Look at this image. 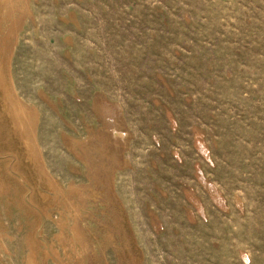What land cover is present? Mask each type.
<instances>
[{"label":"rangeland","instance_id":"rangeland-1","mask_svg":"<svg viewBox=\"0 0 264 264\" xmlns=\"http://www.w3.org/2000/svg\"><path fill=\"white\" fill-rule=\"evenodd\" d=\"M0 171V264H264V0H0Z\"/></svg>","mask_w":264,"mask_h":264},{"label":"bare ground","instance_id":"bare-ground-1","mask_svg":"<svg viewBox=\"0 0 264 264\" xmlns=\"http://www.w3.org/2000/svg\"><path fill=\"white\" fill-rule=\"evenodd\" d=\"M10 90V89H9ZM9 90L6 88V97L5 98H9V99H11V101H5L4 100V102H5V106L4 107H6L5 109H8V112H4L3 114H11V116H12V118H13V120H14V122L16 123V124H18L20 127H21V125H23V121H22V117H23V115H21V113H24V112H22V107L19 105V103L17 102V99H15L10 93L11 92H9ZM11 91V90H10ZM9 92V93H8ZM2 107H3V105H2ZM3 107V108H4ZM4 109V110H5ZM3 110V111H4ZM6 111V110H5ZM2 114V113H1ZM10 115H9V117H11ZM9 117H8V119H9ZM10 120V119H9ZM12 121V120H11ZM25 122V121H24ZM14 123V124H15ZM14 126V125H13ZM30 126V125H29ZM24 127V126H23ZM17 131V130H16ZM33 131V130H32ZM13 132V131H12ZM11 134V133H10ZM15 134V133H14ZM16 136V135H15ZM14 136V137H15ZM18 139H19V137H17ZM19 141V140H18ZM8 144V143H7ZM10 144V143H9ZM6 146V145H5ZM11 148V147H10ZM14 148V147H13ZM26 149H27V155H30L29 154V149H30V145H29V142L28 141H26ZM31 150V149H30ZM6 151V150H5ZM32 153H33V151H32ZM40 163V162H39ZM28 165V164H27ZM23 166V165H22ZM39 167H41V166H39ZM36 169V168H35ZM21 171V170H20ZM1 172V171H0ZM46 173V172H45ZM45 173H43L44 175H45ZM27 176V175H26ZM47 177V176H46ZM41 178V177H40ZM50 178V177H49ZM51 183V182H50ZM54 183V182H53ZM49 184V183H48ZM52 184V183H51ZM51 186V185H50ZM54 186V185H53Z\"/></svg>","mask_w":264,"mask_h":264}]
</instances>
